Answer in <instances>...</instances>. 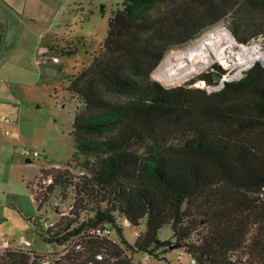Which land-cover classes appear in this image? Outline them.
I'll return each mask as SVG.
<instances>
[{"label": "trees", "instance_id": "trees-1", "mask_svg": "<svg viewBox=\"0 0 264 264\" xmlns=\"http://www.w3.org/2000/svg\"><path fill=\"white\" fill-rule=\"evenodd\" d=\"M237 6L248 16L239 27L249 32L240 36L234 27L236 40L264 38V0H122L111 11L99 51L66 87L79 102L70 162L82 172L49 169L52 185L38 197L31 191L38 210L56 185L75 192L74 218L62 226L61 216L49 229L34 225L55 247L53 264H146L132 257L173 246L197 264H264V65L257 60L211 92L191 84H214V74L225 72L218 64L174 86L151 77L168 50ZM3 31L0 23V43ZM89 203L93 214L80 220ZM142 221L144 230L129 242L122 225ZM101 224L114 238L89 234ZM164 226L171 239L159 238ZM43 257L9 249L0 264H40Z\"/></svg>", "mask_w": 264, "mask_h": 264}, {"label": "rangeland", "instance_id": "rangeland-1", "mask_svg": "<svg viewBox=\"0 0 264 264\" xmlns=\"http://www.w3.org/2000/svg\"><path fill=\"white\" fill-rule=\"evenodd\" d=\"M121 2L122 0H82L81 8L70 12L71 22L59 27L56 35L45 37L41 45L47 44L51 48L46 55L37 53L36 49H28L32 37L28 35L32 33L30 29H24L15 22L10 23L8 29L6 21L2 22L4 31L0 43V238H5L14 249L32 250L49 256L50 250L55 247H49L43 241L34 228L35 223H56L61 219L60 211L65 212L60 222L62 226L70 218H74L71 212L74 209L75 195L72 186L53 187L47 195V200L38 210L27 184H32L40 174L49 173V169L56 167L66 168L75 176L82 172L70 162L73 152V116L79 102L68 94L66 87L70 75L89 64L99 51L106 35L111 11L120 7ZM242 9L237 6L228 16L202 31L188 43L168 50L151 73V77L156 79L158 67L171 51L194 43L219 24H225L232 34L236 27L240 36L247 35L249 31L244 29L246 25L242 22L248 16ZM240 23L244 25L241 26L243 32L240 30ZM22 30L24 37L21 38ZM233 37L235 38L234 34ZM256 38L260 40L256 41ZM252 41L258 42L264 48L262 34L250 37L247 43ZM66 45L75 48V52L71 55L62 54L60 49ZM44 59L47 61L43 62ZM214 64L222 67L220 63L215 62L198 74ZM230 64V67L225 68V72L233 74L238 67L232 62ZM44 67L55 68L56 75L45 77L42 72ZM160 82L164 86L180 84L166 85ZM191 86L207 88L215 87V84L206 85L203 80H197ZM34 152L36 155H33ZM92 206L93 204L89 203L86 209L79 211L80 220L93 214ZM143 230L144 221L137 227L128 226L127 222L122 225V233L129 242H133ZM20 235L29 242L27 245L23 241L19 242ZM158 236L160 239H171L169 226L162 227ZM111 237L114 238V235ZM180 250L173 246L166 252L158 251L155 256L142 254L132 258L135 261L144 260L146 264H189L190 257L179 256ZM55 251L63 249L58 248Z\"/></svg>", "mask_w": 264, "mask_h": 264}, {"label": "bare ground", "instance_id": "bare-ground-1", "mask_svg": "<svg viewBox=\"0 0 264 264\" xmlns=\"http://www.w3.org/2000/svg\"><path fill=\"white\" fill-rule=\"evenodd\" d=\"M257 60L264 63V48L261 44L256 41L238 43L222 23L194 43L171 51L157 69L155 77L166 85L181 84L215 62L223 67H230L232 62L238 67L237 73Z\"/></svg>", "mask_w": 264, "mask_h": 264}, {"label": "crops", "instance_id": "crops-1", "mask_svg": "<svg viewBox=\"0 0 264 264\" xmlns=\"http://www.w3.org/2000/svg\"><path fill=\"white\" fill-rule=\"evenodd\" d=\"M81 4L82 0H0V23L6 21L8 29L14 22L30 29L32 33L28 35L32 37L28 49L46 55L51 48L47 44L41 45L45 37L56 35L59 27L70 23V12L81 8ZM21 241H26L23 235L19 236Z\"/></svg>", "mask_w": 264, "mask_h": 264}, {"label": "built area", "instance_id": "built-area-1", "mask_svg": "<svg viewBox=\"0 0 264 264\" xmlns=\"http://www.w3.org/2000/svg\"><path fill=\"white\" fill-rule=\"evenodd\" d=\"M47 60L44 59L43 62H46ZM222 69L225 70V68H228V67H221ZM246 70L245 69H241L240 72L241 73V76H242V71ZM224 77H227V76H230L232 74H230L229 71L227 72H224ZM235 74V73H233ZM8 120V119H6ZM25 153H27V151H25ZM33 155H36V152L33 153ZM52 179H53V176L51 173H46V174H40L38 176V178L30 185L31 186V191H32V194L35 196V197H38L42 192H45L46 191V188L52 183ZM40 200V199H39ZM59 215L60 216H64L65 215V212L63 211H60L59 212ZM54 222H46L44 221L42 223V227L44 229H49V228H52L54 226ZM89 234L93 235V236H98V237H110L113 233V230L112 228L108 225V224H101V225H97L95 227H92L89 229ZM24 244H28L29 242L27 241H23ZM65 248V246H63ZM74 248L76 250H79L80 249V245L79 244H75ZM9 249H14L13 247H11L8 243V241L5 239V238H0V253L6 251V250H9ZM53 252V250H50V253L48 254L49 256H44L41 261H40V264H53V261L51 259V253ZM179 256H185V252L183 250H180L179 253H178ZM102 257V255L100 253H97L95 255V258L96 259H100ZM144 263H146L144 260L142 261ZM189 264H197L195 259H193L192 257H190L189 259ZM242 264V263H241Z\"/></svg>", "mask_w": 264, "mask_h": 264}, {"label": "water", "instance_id": "water-1", "mask_svg": "<svg viewBox=\"0 0 264 264\" xmlns=\"http://www.w3.org/2000/svg\"><path fill=\"white\" fill-rule=\"evenodd\" d=\"M259 40H260V38H256V41H259ZM259 61L261 62L262 65H264V63L261 60H259ZM253 64L254 63H251L250 65L246 66L245 68L248 69ZM245 68H243V69H245ZM42 72H43L45 77H53V76L56 75V69L52 68V67H44ZM240 77H241V73L240 72H237V73L232 74V75L227 76V77H224L223 73L216 72L214 74V76H213V82L215 84V87L214 86H208L206 89H207L208 92L220 89L224 85V82L230 81V80H233V79H238ZM27 160H29V159H27Z\"/></svg>", "mask_w": 264, "mask_h": 264}]
</instances>
